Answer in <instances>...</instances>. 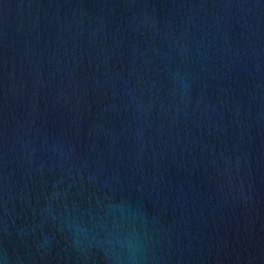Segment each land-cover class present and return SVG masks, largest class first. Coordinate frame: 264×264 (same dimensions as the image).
<instances>
[{
  "label": "water",
  "instance_id": "95a60500",
  "mask_svg": "<svg viewBox=\"0 0 264 264\" xmlns=\"http://www.w3.org/2000/svg\"><path fill=\"white\" fill-rule=\"evenodd\" d=\"M0 264H264V0H0Z\"/></svg>",
  "mask_w": 264,
  "mask_h": 264
}]
</instances>
